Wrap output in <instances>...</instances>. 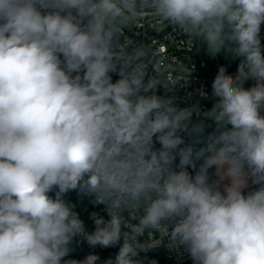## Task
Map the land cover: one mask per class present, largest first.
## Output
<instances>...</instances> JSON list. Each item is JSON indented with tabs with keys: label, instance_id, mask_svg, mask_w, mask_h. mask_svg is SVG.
<instances>
[{
	"label": "clouds",
	"instance_id": "9594fccd",
	"mask_svg": "<svg viewBox=\"0 0 264 264\" xmlns=\"http://www.w3.org/2000/svg\"><path fill=\"white\" fill-rule=\"evenodd\" d=\"M143 17L242 58L235 75L219 67L210 110L174 103L188 76L121 42ZM262 26L264 0H0V264H98L64 259L76 237L123 240L105 264H143L165 238L193 264H264ZM69 190L109 218L87 229Z\"/></svg>",
	"mask_w": 264,
	"mask_h": 264
},
{
	"label": "built area",
	"instance_id": "2783aa9c",
	"mask_svg": "<svg viewBox=\"0 0 264 264\" xmlns=\"http://www.w3.org/2000/svg\"><path fill=\"white\" fill-rule=\"evenodd\" d=\"M120 39L121 42H124L130 48L150 46L155 54V60L160 66L162 75L172 77L188 76L187 81H180L173 92L167 93L175 97L174 103L181 107H190L193 104H198L201 112L211 109L215 101L211 88L215 74L210 69L209 63L201 60L199 53L200 40L193 42L167 22L161 23L149 17L140 18L138 21L130 24V28L125 27ZM261 42L264 45V26L261 29ZM238 65L236 66V70ZM112 76L113 81L119 78L115 73ZM201 88L207 93V98L201 97L198 91ZM157 94L165 95L164 89L162 87L158 88ZM201 118L203 117H199V119ZM155 147H160L158 142L155 144ZM246 192L247 189L245 190V194ZM62 199L74 205V210L89 230L93 227L91 213L96 212L105 220L109 218L105 206L96 204L92 197L86 200L84 209L83 201L74 202L68 200L66 197ZM125 215L129 224L137 222L138 217L128 213H125ZM141 239L159 242L158 234L145 233ZM166 242L167 238L159 246L149 250L147 253H142L143 264H151L152 261H155L156 264H193L190 255L182 246L170 249L167 247ZM122 243L123 240L113 247L101 248L97 246L92 248L86 241H80V238L76 237L73 240L72 252L64 259L83 260L88 254H96L100 258L98 264H105L104 261L115 259Z\"/></svg>",
	"mask_w": 264,
	"mask_h": 264
},
{
	"label": "rangeland",
	"instance_id": "374dc122",
	"mask_svg": "<svg viewBox=\"0 0 264 264\" xmlns=\"http://www.w3.org/2000/svg\"><path fill=\"white\" fill-rule=\"evenodd\" d=\"M126 28H130V25H128ZM199 53L201 56V60L209 63V67L214 72L215 76L218 72L219 67L221 66L225 67L227 74L235 75L237 71L235 65L237 64V62H240V60L242 59L240 57L232 58L229 53H225L223 58L224 62H223L220 59L219 53L215 55L210 54L207 49V46L202 41L199 42ZM246 82L244 84L245 88H247ZM254 83L255 81L251 80V86H253ZM216 99L217 98H215V100Z\"/></svg>",
	"mask_w": 264,
	"mask_h": 264
},
{
	"label": "trees",
	"instance_id": "16d2710c",
	"mask_svg": "<svg viewBox=\"0 0 264 264\" xmlns=\"http://www.w3.org/2000/svg\"><path fill=\"white\" fill-rule=\"evenodd\" d=\"M224 52L223 51H221L220 53H219V56H220V59H221V61H223V58H224ZM224 62V61H223ZM239 64V62H237V64L235 65V67L237 66ZM246 86H247V88H249L250 86H251V79H249V80H247V82H246ZM201 119H203V118H201ZM207 123H211L210 121H206ZM206 131H208V132H211L212 131V128H208V129H206ZM198 147H203V144L202 145H200V146H198ZM176 163L178 164L179 163V158H177V160H176ZM188 171L191 173V174H195L194 173V170L193 169H191V168H189L188 169ZM211 171V170H210ZM54 193V192H53ZM51 194V193H50ZM68 200H70V201H74V202H81V201H83V209H84V207H85V205H86V200L89 198V196H87V195H84V194H79V195H74V196H69V197H66Z\"/></svg>",
	"mask_w": 264,
	"mask_h": 264
},
{
	"label": "water",
	"instance_id": "95a60500",
	"mask_svg": "<svg viewBox=\"0 0 264 264\" xmlns=\"http://www.w3.org/2000/svg\"><path fill=\"white\" fill-rule=\"evenodd\" d=\"M200 145H202V144H198V145H196V147H198ZM79 194H83V193H81L79 190H69L66 193H62L61 194V198L69 197V196H74V195H79ZM50 195L53 196V197H55V193H51Z\"/></svg>",
	"mask_w": 264,
	"mask_h": 264
},
{
	"label": "bare ground",
	"instance_id": "6f19581e",
	"mask_svg": "<svg viewBox=\"0 0 264 264\" xmlns=\"http://www.w3.org/2000/svg\"><path fill=\"white\" fill-rule=\"evenodd\" d=\"M225 182H227V181H225Z\"/></svg>",
	"mask_w": 264,
	"mask_h": 264
}]
</instances>
